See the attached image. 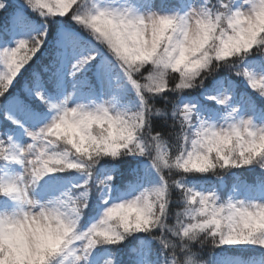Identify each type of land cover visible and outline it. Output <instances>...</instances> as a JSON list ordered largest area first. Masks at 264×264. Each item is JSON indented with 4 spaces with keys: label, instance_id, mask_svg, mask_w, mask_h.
Wrapping results in <instances>:
<instances>
[{
    "label": "snow or ice",
    "instance_id": "obj_1",
    "mask_svg": "<svg viewBox=\"0 0 264 264\" xmlns=\"http://www.w3.org/2000/svg\"><path fill=\"white\" fill-rule=\"evenodd\" d=\"M241 3L22 0L16 5L0 26V210L22 208L32 197L86 202L82 214L73 209L79 228L69 226L38 264H178V258L195 264V242L206 232L216 252L255 249L259 255L245 259L264 264V224L255 213L241 212L237 224L215 207L217 198L229 207L264 201V167L255 162L264 148L242 149L239 159L224 157L227 170L220 175L199 150L215 137L190 139L193 129L229 117H251L244 123L253 127L264 124V30L254 29L249 43L225 51L243 22L254 27L264 10V0H258L246 15ZM6 7L0 0V10ZM190 13L208 28L213 17H224L233 32L222 37L216 61L209 64L204 57L179 79L175 72L166 77L177 65L160 55L167 31L159 25L185 23ZM135 33L133 48L128 39ZM153 65L164 70L155 72ZM198 159L207 162L197 164ZM257 168L261 175L252 180L237 172ZM25 173L31 179L27 185ZM149 186L161 199L159 216L145 211L142 221H121L113 228L109 206ZM196 201L201 207L194 212ZM102 210L99 227L94 222ZM197 214L207 219L186 223ZM0 264H18V258L0 246ZM215 264L224 261L215 258Z\"/></svg>",
    "mask_w": 264,
    "mask_h": 264
},
{
    "label": "clouds",
    "instance_id": "obj_2",
    "mask_svg": "<svg viewBox=\"0 0 264 264\" xmlns=\"http://www.w3.org/2000/svg\"><path fill=\"white\" fill-rule=\"evenodd\" d=\"M221 2H226V0H221ZM257 3L258 0H242L240 9L246 15L251 14L254 5ZM144 18L145 21L148 20L147 12H145ZM201 20V17L190 13L185 23L173 24L170 21H164L162 25H159L167 31V35L160 44V55L165 59L172 58L177 65L175 69L169 67L166 70V77H171L175 72L177 79H179L185 68L198 64L204 57L209 58V64L217 60V50L221 47L222 37L231 35L232 26L224 17L219 21L213 17V27L211 28H208L206 23L199 22ZM243 24L244 26L225 47V51L249 43L252 35L256 34L254 29L264 30V10L259 12L254 27L247 26L246 21ZM140 27H145V25ZM138 38L139 33L131 35L128 39L129 45L135 48ZM260 51L264 53V46H261ZM152 70L160 72L164 69L153 65ZM250 120L251 117L248 116H237L235 119L229 117L220 123L205 126L206 130L199 127L193 129L190 139H200L203 136L215 137L214 141L205 142L199 149L201 152L207 153L215 165L212 171L215 173L225 172L227 169L224 166L223 158L230 155L233 159H239L242 149L255 152L264 148V135H261L264 132V124H257L253 127L244 123V121ZM93 130L97 131L96 129ZM249 141L251 143H244ZM206 162L205 159L195 161L197 164ZM255 162L264 167V157ZM25 175L28 176L27 173ZM24 183L26 185L31 183L30 176L24 180ZM160 204L161 199L158 198V194L152 186H149L146 191L142 189L124 201L113 202V205L108 208L112 216L110 223L113 228H119L121 221H142L145 211H151L153 215L158 217ZM191 206L194 212L201 207L198 201ZM215 207L221 208L226 216L233 215L237 224H239L241 212L244 214L255 213V220L264 224V201L233 204L232 207H229L224 201L217 198ZM257 207L260 208L259 211H257ZM74 208H78L82 214L86 208V202L64 197L50 203L48 200L41 201L38 197H32L30 202L22 208L0 210V246L18 258V264H38L40 256L56 246L61 237L66 234L69 226L75 229L79 228V221L73 213ZM103 216L104 210L94 224L103 227L101 222ZM206 219L207 216L197 214L188 217L186 223H198ZM195 243L196 246L209 250L207 256H202L193 250L195 252V264H215L217 252L213 246L210 233H202L200 240ZM79 247L82 249L83 243ZM56 264H60L59 260ZM178 264H184L183 259L178 258Z\"/></svg>",
    "mask_w": 264,
    "mask_h": 264
},
{
    "label": "trees",
    "instance_id": "obj_3",
    "mask_svg": "<svg viewBox=\"0 0 264 264\" xmlns=\"http://www.w3.org/2000/svg\"><path fill=\"white\" fill-rule=\"evenodd\" d=\"M3 2L6 5H8V7L0 10V26L3 25L4 21L9 16V14L14 10L16 5H18L22 2V0H3ZM65 23H68V22L66 21ZM69 26L71 27L72 25L69 24ZM25 75H27V73H25ZM220 75H224V73L221 72ZM238 82L241 84V87H243V82L242 81H238ZM17 86H19V85H17ZM157 106H163V105L158 101ZM154 127H155V124H154ZM237 172L239 174L243 175L244 177H246L248 180L255 179L259 175H261L258 168L255 170H251V171H249V170H237ZM57 175L63 176L64 174L59 173ZM220 175H224V173L222 172V173H220ZM226 182L227 183L231 182V176L227 177ZM91 191H92L93 198H95V188H93ZM175 210H176L175 205H173V209H172L173 215H174ZM194 250L199 252L202 256H207L208 251H209L208 248H200L198 246H196ZM258 255H259V253L255 249H250L246 252H238V251L228 250V251H224V252H217L216 259L224 261V264H228V262H230L232 260H238V261H240V264H250L252 261H255V260H247V259H245V257H255Z\"/></svg>",
    "mask_w": 264,
    "mask_h": 264
},
{
    "label": "rangeland",
    "instance_id": "obj_4",
    "mask_svg": "<svg viewBox=\"0 0 264 264\" xmlns=\"http://www.w3.org/2000/svg\"><path fill=\"white\" fill-rule=\"evenodd\" d=\"M77 179H82V177H77ZM239 258V257H238ZM240 259V258H239ZM250 264H258L257 261H252Z\"/></svg>",
    "mask_w": 264,
    "mask_h": 264
}]
</instances>
